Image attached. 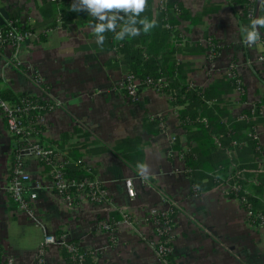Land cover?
Listing matches in <instances>:
<instances>
[{
  "label": "crops",
  "instance_id": "0c3cea01",
  "mask_svg": "<svg viewBox=\"0 0 264 264\" xmlns=\"http://www.w3.org/2000/svg\"><path fill=\"white\" fill-rule=\"evenodd\" d=\"M152 1L154 11L163 1L181 4L187 19L179 27L184 37L180 46L189 42L209 49L212 39L218 43V57L213 62L207 59L210 49L197 55L177 53L178 64L191 65L188 81L194 88L206 91L218 83L229 118L239 123L244 122L241 116L249 115L246 112L252 107L263 109L262 115L247 122L253 125L254 133H242L257 139L261 159L251 162L254 155L247 147L242 148L245 145L234 146L235 141L226 152L235 165H248L249 169L240 170L238 176L264 175V63L258 59L264 47L247 48L242 42L246 0ZM51 3L0 0V27L5 21L1 11L8 16L19 13L22 24L45 34L44 40L20 46L19 66L6 70L8 83L1 87L17 95L57 102L58 107L47 115L41 142L64 152L69 163L80 160L92 178L107 189L110 202L68 204L55 195L52 180L40 164L29 161L27 171L32 185L40 184L42 188L36 191L33 212L19 210L7 191L17 142L0 111L3 262L36 264L45 236L64 233L92 254L88 264H162L139 234L151 238L154 228L147 220L149 216L174 209V264H264V229L249 222L239 200L229 196L230 186L192 192L180 150L186 152L195 145L187 142L179 127L181 108H174L169 97L150 88L130 100L122 91L125 73L116 61V53L105 48V41L103 45L97 43L88 30L89 24L72 21L46 30L54 17L43 11ZM259 15L260 8L255 16ZM233 71L242 81L244 100L231 77ZM34 76L42 78L43 87L33 82ZM149 118L158 121L159 126ZM173 137L177 138L174 144ZM219 148L223 149L220 143ZM142 167L148 169L144 177L139 175ZM127 181L132 183L134 197L129 195ZM248 184L247 192L254 193L258 200L257 209L264 211V195L256 194L259 183L250 178ZM116 209L127 213L136 228L122 223ZM106 220L117 222L114 240L110 234L98 231L99 224ZM76 262L68 261L61 248L51 245L43 264H82Z\"/></svg>",
  "mask_w": 264,
  "mask_h": 264
},
{
  "label": "trees",
  "instance_id": "16d2710c",
  "mask_svg": "<svg viewBox=\"0 0 264 264\" xmlns=\"http://www.w3.org/2000/svg\"><path fill=\"white\" fill-rule=\"evenodd\" d=\"M258 1L246 0L248 6H246L244 15L245 26L249 25L251 9H256ZM72 3L73 0H58L57 3L52 2L48 4L49 6L46 4L43 14L46 15V12H51L54 17L52 23L46 27L47 31L56 28L59 24L65 26L72 21H77L78 24L95 22L94 18L88 16L87 12L71 11ZM152 5L153 1L148 0V6L145 12L142 13V17H147L149 20L153 18L157 20V26L149 33L144 34L141 32L139 36L126 38L123 41H114L113 37L115 34L112 32L105 33V48L116 53V61L121 65L125 73L122 86L123 93L130 100H135L130 97L127 90V76H133L141 83H144L147 79L155 81L165 79L167 86L164 89V93L160 94L169 97L174 108H181L178 112L179 127L183 130L187 142L195 145L189 151L184 152L180 150L185 164V173L191 182L192 192L199 194L223 185L240 187L239 191H229V196L239 200L246 211L251 207L255 214L264 215V211L256 207L258 200H256L254 193L247 192L248 181L251 178L259 183L255 186L257 190L256 194L263 196L264 175L259 174L256 177L245 175L243 176L244 178L238 176L240 170L249 169L248 165H235L234 159L229 157L226 152V149L231 148V144L235 141L241 146L245 145L242 148L245 149L247 147L249 152L254 155L250 159L251 162L261 159L262 156H259L261 148L257 139L253 137L248 138L245 134H242L247 130L250 133H254L253 125L247 122L239 123L229 118V114L222 104L224 98L219 94L220 86L218 83L206 91L191 88L188 81L191 65L186 63L178 64L177 62L176 55L178 52L188 55L205 54L212 47H209V49L202 48L199 44H190L189 42L184 47L180 46L184 37L179 27L187 19V16L178 1L165 3L164 6L159 7L156 11H154ZM260 15H264V11H261V9ZM20 17L19 13L10 14L8 22L2 28L8 31V24L10 23L21 32L31 31L37 34V28H33L28 24H22ZM261 32L264 36V28H261ZM37 35L39 39H45L43 32H39ZM261 38L264 40L263 37ZM211 43L218 44L214 39L211 40ZM216 49L218 51V48ZM147 88L151 89V87L143 85L139 89V93ZM244 95L242 100L245 99ZM1 96L4 100L11 103L18 102L21 98L33 99L40 102L45 101L40 97L14 94L8 88L1 89ZM214 100H216L215 103ZM210 102L213 103L210 104ZM246 114H249V112H246ZM226 117H228L227 123L223 121ZM149 121L159 126V122L155 119L149 118ZM40 130L43 131L44 128L41 127ZM217 140H219L218 142L223 149L219 148ZM16 142L12 156V166L17 163L19 151L25 145V142L17 140ZM248 159L249 156H245V160ZM64 172L70 178L83 179L88 177L93 179L90 170L80 160L69 163ZM243 199H246V202H242ZM162 216L159 214L156 218L160 219ZM170 216L172 219H175L176 213L174 209L171 211ZM258 223L259 221H256V224ZM174 226L175 223L172 224L173 229ZM62 235L64 233H61L59 236ZM165 239V237L161 238L162 241ZM68 243L77 244L78 242L70 240ZM61 250L68 261H75L72 258L73 255L68 252L66 247H62ZM0 252L1 254L3 253L1 246ZM80 255L84 258V261L81 262L82 264H88L91 260L92 254L79 247L74 259H79ZM4 264H7V261Z\"/></svg>",
  "mask_w": 264,
  "mask_h": 264
},
{
  "label": "built area",
  "instance_id": "2783aa9c",
  "mask_svg": "<svg viewBox=\"0 0 264 264\" xmlns=\"http://www.w3.org/2000/svg\"><path fill=\"white\" fill-rule=\"evenodd\" d=\"M51 1L57 3L58 0ZM168 2L170 1H163L159 7L164 6V4ZM258 11L259 7L257 5L256 9H251L249 17H254ZM7 29L9 30L7 31L2 27L0 28V62H3L2 67L0 66V111L5 118L8 131L17 141L25 142V145H23L19 151L17 163L11 167L10 177L7 181V191L11 200L19 210L33 212L34 201L37 199L36 191L42 188L40 184H37L36 186L32 185L31 175L27 171L28 162L34 161L38 162L41 168L45 170L44 172L51 178L55 195L62 198L68 204L74 205L82 201H88L92 204L110 202V196L107 189L96 180L88 177L75 179L67 176L64 171L69 164L68 156L64 152L59 151L56 147L41 142L40 136L43 131L40 130V128L45 127L47 115L58 107L57 102H54L51 99L40 102L33 99L21 98L18 102L11 103L2 98L1 86L2 84L8 83L6 70L11 67L19 66L18 53L20 46L24 43L39 39L36 33L31 31L21 32L10 23L8 24ZM210 44L212 49L209 51L207 59L209 62H213L218 57V51L215 44H212L211 42ZM257 45L264 47V40H262L261 36L254 45H246V47L255 48ZM258 59L259 62L264 63V55H260ZM231 77L234 80L238 92L243 97L245 91L242 81L234 71L231 72ZM127 81V90L130 97L133 99L137 98L139 89L143 85L151 87V89L158 93H164V89L167 86L165 79H159L157 81L147 79L144 83H141L133 76H127ZM33 82L39 87L44 86V82L39 76H34ZM190 86L191 88H194L192 84H190ZM262 114L263 109L254 106L249 111V115L241 116L240 120L251 122ZM176 141V137L171 139L173 144ZM234 146L238 147L239 144L235 142ZM127 187L129 195L134 197L131 181H127ZM233 190L239 191L240 187H229V191ZM242 202H246V199H243ZM116 211L120 214L122 223H126L136 228L135 223L132 222L127 213L118 209H116ZM159 214L163 216L162 218L157 219L156 217ZM170 214L171 211L165 213L154 212L147 219L154 228L153 236L150 238L139 234L140 239L148 245L162 264H174V251L171 242L173 238L172 224L175 220L171 218ZM247 217L252 225L264 229L263 214H255L252 208L249 207L247 210ZM256 221H259V223L256 224ZM98 231L110 234L113 236L114 240L117 231V222L110 220L103 221L99 224ZM162 237H165L166 239L162 241ZM68 241L70 240L67 239L65 234L62 236H45L44 242L38 250L36 264L44 263L46 251L51 245H56L59 248L66 247L68 252L71 253L74 258L80 246L77 244H70ZM74 260L81 263L84 261V258L80 255L79 259ZM0 264H4L1 252ZM7 264L10 263L7 261Z\"/></svg>",
  "mask_w": 264,
  "mask_h": 264
},
{
  "label": "clouds",
  "instance_id": "9594fccd",
  "mask_svg": "<svg viewBox=\"0 0 264 264\" xmlns=\"http://www.w3.org/2000/svg\"><path fill=\"white\" fill-rule=\"evenodd\" d=\"M148 6V0H73L71 11L87 12L94 18L88 30L96 37L98 44L103 45L105 33H114V41L139 36L141 32L149 33L157 26V20L142 17ZM261 11H264V0H259ZM264 28V15L250 18V23L241 28L242 42L254 45L260 38V29ZM119 29V30H117ZM148 169L142 167L139 175L144 177Z\"/></svg>",
  "mask_w": 264,
  "mask_h": 264
},
{
  "label": "water",
  "instance_id": "95a60500",
  "mask_svg": "<svg viewBox=\"0 0 264 264\" xmlns=\"http://www.w3.org/2000/svg\"><path fill=\"white\" fill-rule=\"evenodd\" d=\"M258 7L260 8V6H259V1H258ZM1 13H2V15H3V18L5 19V21H2L1 24H2V25H5L6 21L9 20V16L6 14L5 11H1ZM257 15H258V14H257ZM259 31H260V36L264 38V36H263L261 30H259Z\"/></svg>",
  "mask_w": 264,
  "mask_h": 264
},
{
  "label": "rangeland",
  "instance_id": "374dc122",
  "mask_svg": "<svg viewBox=\"0 0 264 264\" xmlns=\"http://www.w3.org/2000/svg\"><path fill=\"white\" fill-rule=\"evenodd\" d=\"M45 100V99H44ZM174 230V229H173ZM141 235H143V234H141ZM172 237H173V233H172ZM173 241H174V237L172 238V242H171V244H172V246H173Z\"/></svg>",
  "mask_w": 264,
  "mask_h": 264
}]
</instances>
